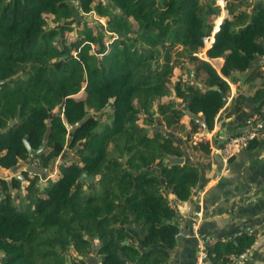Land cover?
Listing matches in <instances>:
<instances>
[{"label": "trees", "instance_id": "obj_1", "mask_svg": "<svg viewBox=\"0 0 264 264\" xmlns=\"http://www.w3.org/2000/svg\"><path fill=\"white\" fill-rule=\"evenodd\" d=\"M216 1L76 0L72 6L69 0H0V132L18 119L0 134V170L27 160L48 169L63 152L69 128L75 129L71 148L79 160L59 162L42 190L37 175L23 173L24 184L0 179V264H66L71 248L85 256L96 242L92 264H168L180 228L161 190L187 202L199 170L187 162L163 166L184 151L170 134L144 128L141 119L152 126L149 118L157 116L169 130L188 115L190 144L203 124L214 129L223 108L220 93L209 88L228 96L226 80L237 83L234 73L248 71L255 56L264 58V0H226L222 21ZM76 13L94 14L104 29L75 19ZM208 37L213 43L206 56L225 55L219 73L196 56ZM262 67L246 82L262 78ZM110 100L111 110L93 118ZM258 102L264 104V89L253 97ZM243 104L237 96L231 113ZM46 134L45 149L30 159L23 138L36 150ZM193 143L194 151L210 154L206 138ZM261 145L253 139L247 148ZM81 174L100 180L84 185ZM9 190H22L23 204ZM130 226L143 253L130 246L137 242ZM259 233L207 244L205 264H227L230 256L248 252Z\"/></svg>", "mask_w": 264, "mask_h": 264}, {"label": "crops", "instance_id": "obj_2", "mask_svg": "<svg viewBox=\"0 0 264 264\" xmlns=\"http://www.w3.org/2000/svg\"><path fill=\"white\" fill-rule=\"evenodd\" d=\"M208 62L219 73L223 60ZM260 72L262 78L246 82L243 87L239 86V80L231 83L225 79L229 85V95L226 96V106L215 119L217 125L214 124L213 131L207 137L203 129L193 138L195 142L207 138L211 147L209 155L194 151L192 145L185 144V148L180 145L184 151L185 163L198 168L199 182L187 202H178L173 198L177 207V211L174 210L175 222L180 228L177 238L180 237V240H177L168 264H195L198 240L226 241L236 234L250 233L253 230L260 233L253 247L246 253L243 264H264V193L260 192L264 185V136L259 138L262 141L260 147L247 148L230 162L224 160L216 151L220 145L217 139L224 129L234 131L245 128V109L249 110L251 106L255 107L259 103L254 104L253 97L257 90L264 89V67ZM239 95L243 96L244 104L239 113L233 114L231 110ZM235 124L238 127L233 126ZM186 131L190 132L188 126L184 132ZM28 167L25 168L26 171Z\"/></svg>", "mask_w": 264, "mask_h": 264}, {"label": "water", "instance_id": "obj_3", "mask_svg": "<svg viewBox=\"0 0 264 264\" xmlns=\"http://www.w3.org/2000/svg\"><path fill=\"white\" fill-rule=\"evenodd\" d=\"M206 57V61H210L209 57ZM225 59V55L221 57V60H224ZM154 65V63H153ZM262 65H264V58H261V57H258V56H255L253 58V60L251 61V67L249 68L248 71H246L245 73L241 74V73H234V77H236L238 80H239V86L240 87H243L245 84H246V81L250 78V76L252 75V73L256 70V68H260ZM193 75L191 74V77ZM196 86L198 88H201L202 85L200 83H196ZM210 90H213V91H218L220 93V96H221V100H222V104H223V107L226 106L227 104V97L225 95V93L219 89H217L216 87H211L209 88ZM113 100H110V103L112 104ZM261 106V102H259L255 107H250L249 110L245 109L246 110V114H249L251 112H253L255 110V108H258ZM182 104H178L177 105V109H181L182 112H186L187 109H188V105H185L184 107H182ZM109 110H111V105H108L106 108L103 109L102 113H107ZM99 116H101V114H93L92 117L93 118H98ZM54 118L53 116V112L51 111H48V126L51 125V121L52 119ZM88 119V117H85L78 125H82L84 122H86ZM150 121H154V117H150L149 118ZM18 122V119H16L15 121L11 122L10 125L8 127H6L5 129H3L0 134L2 133H5L7 132L10 127L14 126L15 123ZM156 122V127L160 128V131H161V134L164 135V136H167V130L163 127V123L159 120L155 121ZM217 125V124H215ZM235 127H238L235 125H233ZM203 129L205 130V134L208 135L210 133V131L206 128V126L203 124ZM74 131L75 129H70L68 130V134H67V137H66V144H65V147H64V150L63 152L61 153V155L59 156L60 157V161H67V157H65V154H66V149L67 147H69L71 145V141H72V138H73V135H74ZM249 131L248 128H237L236 130L234 131H229L228 128H225L224 131L219 135V138L217 139L221 145V143L226 140L228 137H234V136H238V135H242V134H245ZM189 134V131H186L182 134V137L184 139H186L187 135ZM47 139H48V134H46V136L43 138V141H42V144L41 146L34 150L31 145L29 144V141H28V138L27 137H24L22 142H23V145L27 151V154H28V157L30 159H33L35 158L37 155H39L46 147V144H47ZM82 143H79V145H81ZM219 145V146H220ZM185 163V160L184 158H178V157H172V156H169L167 157L163 162V166L165 167H171V166H182L184 165ZM146 171L147 172H150V171H153L156 173L157 177L160 176V170L158 168H151V167H148L146 168ZM27 172H30V173H38V172H45V170L43 169H39V168H34V167H28L27 169ZM17 182H24V178L21 174H18L17 177L14 178ZM99 179V176H96V177H89L87 176L86 174H81L80 178H79V181L82 183V184H90L92 182H94L95 180H98ZM160 180V183L164 186L165 185V181L163 179H159ZM40 189L42 190L43 189V186H40ZM170 206L172 209H174L175 211H177V207L175 206V204L173 202L170 203ZM167 224H169L170 222H166ZM177 240H180V237L177 238ZM128 242L127 241H124L123 245H127ZM130 246L132 248H137L139 250L140 253H143L144 252V249L141 247V246H137V245H134V244H130ZM119 257L122 259V254H119ZM125 264H129L128 262H125Z\"/></svg>", "mask_w": 264, "mask_h": 264}, {"label": "rangeland", "instance_id": "obj_4", "mask_svg": "<svg viewBox=\"0 0 264 264\" xmlns=\"http://www.w3.org/2000/svg\"><path fill=\"white\" fill-rule=\"evenodd\" d=\"M70 1V4L72 5V6H74L75 4H76V0H69ZM225 1L226 0H217L216 1V5L217 6H219V8H220V16H219V20L218 21H222L225 17H226V12H225V10H224V7H225ZM75 10V9H74ZM75 19H82V20H84L85 22H87L88 24H92V25H97L98 26V28L100 29V30H103L104 29V21L103 20H101L99 17H97V16H95L94 14H90V15H83V14H77L76 13V17H75ZM218 21H216L215 22V24L218 22ZM215 24H214V27H215ZM207 46H209L208 44H207ZM207 48V47H206ZM206 48H203L202 50H201V52H203V54H205V52H206ZM201 52L198 54V58H201ZM201 59H204V58H201ZM205 60V59H204ZM182 107H184L183 105H182ZM181 107V108H182ZM98 114V113H97ZM100 117V116H99ZM98 117V118H99ZM189 116L188 115H186L185 116V118L179 123V124H177V125H175V126H173L172 128H170L169 130H167V133L168 134H170L172 137H173V139L176 141V142H178V143H180L181 144V146H182V148H185V139L182 137V134L184 133V131H185V129H186V126H188L189 127V129H190V124H189V122H188V120H187V118H188ZM97 118V119H98ZM154 123H155V121H157L158 120V118H157V116H154ZM142 121H141V123L147 128V129H149L148 127V125L145 123V121H144V118H142L141 119ZM163 123V122H162ZM154 126V129L156 130H160V128H158V127H156V125H153ZM163 127L165 128V125H164V123H163ZM166 129V128H165ZM213 131V130H212ZM210 133H211V131H210ZM209 133V134H210ZM206 135V134H205ZM196 136H194L193 138H195ZM206 137H207V135H206ZM193 142H195L194 140H193ZM193 142H191L189 145H192L193 146ZM185 143V144H184ZM188 145V144H187ZM75 153H74V150H72V148H71V145L69 146V147H67V149H66V154H65V157H67V159H69V158H73V155H74ZM60 160V157L58 158V160L56 161V162H54L53 163V165H51L50 166V169H49V171H47V173L45 174V175H38L37 177H38V180H39V186H44V185H46V182L48 181V179L51 177V178H53V177H55L56 176V164H57V162ZM31 165V163H30V161H25V162H22V161H20V163H19V165H17L15 168H12V169H10V170H5V171H1L0 170V179H2V180H5V181H7V182H10V178L13 176V175H16V174H18V173H24L26 170H25V168L28 166V165ZM34 165V164H33ZM33 165H31V166H33ZM33 167H35V166H33ZM28 169V168H27ZM22 170H23V172H22ZM25 170V171H24ZM27 172V171H26ZM34 174H36V173H34ZM23 176V175H22ZM20 183H22V184H24V183H26V181H25V179H24V182H20ZM9 194L12 196V198H14V200L16 201V202H19L20 201V199H21V197L20 196H22V194H23V192H22V190H20L18 193L17 192H15V191H13V190H9ZM161 194H162V196L164 197V198H167V200H169V202L171 201V202H173V197L170 195V193H169V190H166L165 188H163L162 190H161ZM21 202V204H23V202L22 201H20ZM130 229L128 230V231H131V233L134 235V239H137V242L134 244V245H137L138 246V240H139V238H138V235H137V233H136V231H135V228L133 227V226H130L129 227ZM97 242L96 243H94V245L92 246V253H89V256H88V258L85 260V262L87 263V264H89V263H91L94 259H95V251H96V249H97ZM77 259L78 260H82V258L81 257H79L78 256V254L73 250V249H71V250H69L68 251V253H67V255H66V264H78L77 263Z\"/></svg>", "mask_w": 264, "mask_h": 264}, {"label": "built area", "instance_id": "obj_5", "mask_svg": "<svg viewBox=\"0 0 264 264\" xmlns=\"http://www.w3.org/2000/svg\"><path fill=\"white\" fill-rule=\"evenodd\" d=\"M212 38L213 37H208L202 40L203 46L205 48H209L211 46L213 43ZM207 44L209 46H207ZM244 127L249 129L247 133L234 137H228L218 148H216V151L223 157L224 160L228 161L230 158L235 157L241 151L245 150L251 140H259L260 137L264 136V104L259 108L258 111H253L247 114L244 120ZM215 242L216 240L214 239L197 241L198 253L195 264H205V248L207 244L212 245ZM246 253H243L239 256H230L227 264H243L245 262Z\"/></svg>", "mask_w": 264, "mask_h": 264}, {"label": "flooded vegetation", "instance_id": "obj_6", "mask_svg": "<svg viewBox=\"0 0 264 264\" xmlns=\"http://www.w3.org/2000/svg\"><path fill=\"white\" fill-rule=\"evenodd\" d=\"M112 103H113V102H112ZM109 105H111V103H110ZM109 111H110V110H109ZM109 111H108V112H109ZM99 114L102 115V114H104V113L101 112V113H99ZM100 117H101V116H100ZM100 117H99V118H100ZM154 120H155V119H154ZM151 122H153V121H151ZM153 125H156V122H155V123L153 122ZM153 125H152V126H149L148 128H149V129H153V128H154ZM143 127L146 128L145 126H143ZM206 139H207V138H206ZM71 144H72V141H71ZM184 144H185V143H184ZM78 145H79V143H78ZM78 145H77V147H78ZM180 145H181V144H179V146H180ZM79 146H80V145H79ZM180 147H181V146H180ZM112 149H113V147H112ZM72 150H74V153H75V154L73 155V158H69L67 161H73V162L79 164V160H78L77 155H76L77 150H76V148H73ZM57 160H58V159H57ZM119 161H120L121 163H123L125 167L127 166L126 159H121V160H119ZM59 162H62V161L59 160V161L57 162V164H58ZM63 162H66V161H63ZM19 163H20V162H19ZM19 163H18V164H19ZM30 163H31V162H30ZM33 164H34V165H33ZM57 164H56V165H57ZM31 165L35 166L34 168H39L35 163H31ZM31 165L29 164L28 166L31 167ZM33 166H32V167H33ZM39 169H42V168H39ZM49 169H50V167H49L48 169H46L45 172H38L37 174L30 173V172H26V173H28V174H33V175H37V176H38V175H41V174H42V175H45V174L47 173V171H49ZM43 170H44V169H43ZM50 178H51V177H50ZM50 178H49V179H50ZM99 180H100V176H99V179H98V180H95L94 182L99 181ZM79 182H80V181H79ZM94 182H92V183H94ZM80 183H81V182H80ZM84 185H88V184H84ZM123 230H124V229H123ZM93 245H94V244H93ZM71 249H73V248H71ZM71 249H70V250H71ZM73 250H74V249H73ZM75 252H76V251H75ZM91 253H92V252H91ZM95 253H96V251H95ZM95 255H96V254H95ZM78 256L82 258V260H80V261H82L83 264H87V263L85 262V260L88 258L89 254H86L85 256H80V255H78ZM95 259H96V256H95ZM95 259H94V260H95ZM94 260H93V261H94ZM93 261H92L91 263H89V264H92ZM97 261L100 262V258H98Z\"/></svg>", "mask_w": 264, "mask_h": 264}, {"label": "clouds", "instance_id": "obj_7", "mask_svg": "<svg viewBox=\"0 0 264 264\" xmlns=\"http://www.w3.org/2000/svg\"><path fill=\"white\" fill-rule=\"evenodd\" d=\"M219 29V28H218ZM214 33H215V31H214ZM212 45V44H211ZM203 48H205L204 46H203ZM210 48V47H209ZM206 49H208V47L206 48ZM206 55V54H205ZM197 57H198V55H196ZM202 60H204V59H202ZM206 61V60H205ZM184 106V105H183ZM246 128V127H245Z\"/></svg>", "mask_w": 264, "mask_h": 264}, {"label": "bare ground", "instance_id": "obj_8", "mask_svg": "<svg viewBox=\"0 0 264 264\" xmlns=\"http://www.w3.org/2000/svg\"><path fill=\"white\" fill-rule=\"evenodd\" d=\"M202 58H204V59L206 60V57H205V55H203V56H202Z\"/></svg>", "mask_w": 264, "mask_h": 264}]
</instances>
